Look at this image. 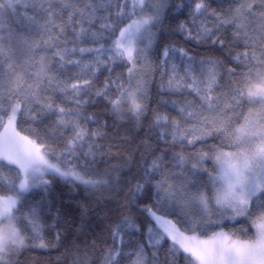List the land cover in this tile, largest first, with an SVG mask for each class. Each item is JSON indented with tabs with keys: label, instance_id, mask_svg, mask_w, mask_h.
<instances>
[{
	"label": "snow or ice",
	"instance_id": "obj_1",
	"mask_svg": "<svg viewBox=\"0 0 264 264\" xmlns=\"http://www.w3.org/2000/svg\"><path fill=\"white\" fill-rule=\"evenodd\" d=\"M0 264H264V0H0Z\"/></svg>",
	"mask_w": 264,
	"mask_h": 264
}]
</instances>
